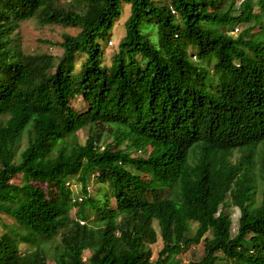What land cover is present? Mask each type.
I'll return each instance as SVG.
<instances>
[{"label": "trees", "instance_id": "16d2710c", "mask_svg": "<svg viewBox=\"0 0 264 264\" xmlns=\"http://www.w3.org/2000/svg\"><path fill=\"white\" fill-rule=\"evenodd\" d=\"M236 1L0 0V264H264V0ZM30 20L79 32L26 54Z\"/></svg>", "mask_w": 264, "mask_h": 264}, {"label": "rangeland", "instance_id": "374dc122", "mask_svg": "<svg viewBox=\"0 0 264 264\" xmlns=\"http://www.w3.org/2000/svg\"><path fill=\"white\" fill-rule=\"evenodd\" d=\"M244 0H237V5H240L241 2ZM124 8L122 12L121 18L116 21L114 29L112 30L110 37L107 40L100 41L103 51H104V57H103V63L106 66H109L111 64L112 56L118 52V46L125 36L126 28L125 23L127 19L130 16L131 13V7L129 4L123 3ZM259 11V10H257ZM245 27L239 26L235 28L233 31H231V35L234 37H237L243 31ZM264 32V27L258 28V31ZM146 31L149 35L154 37L156 35V31L154 28H147ZM229 31V29H228ZM79 31L72 28H64V27H58V26H41L39 25L35 20L26 21L24 23H21L19 30L16 32L17 34V40L19 43V46L21 50L26 54H41V53H50L56 56H60L62 54V49L58 46V44L62 41V36L66 33L76 35ZM43 41H50L52 44H45ZM194 62H198L199 59L195 58V56L192 57ZM88 137V131L83 130L78 133V139L80 143H84L85 140ZM25 141L23 143V148H25ZM16 183L24 184L26 183V180L24 177L19 176L14 180ZM70 189L77 197H82V187L76 180H73L70 182ZM98 188V185L96 184V180L93 179L92 183L89 185L88 189L91 192L92 195H95L96 190ZM114 203V202H113ZM230 203V202H228ZM222 211L225 213H228L232 217L233 221V235H235L238 231V223L240 218V210L238 208H235L231 205H228L227 207L222 208ZM15 222L13 219L0 214V236L9 232V229L7 226L14 225ZM196 228V225H194V228ZM158 235L159 230H157ZM211 235H209L210 237ZM20 245L22 246V249L25 251L28 248V245H25L24 243L20 242ZM46 249V252L49 256V260L52 262V246L46 245L44 247ZM151 249L153 251V259H157L159 252L163 249V242L161 240V237L159 235L158 241L156 244L151 246ZM90 255L89 252L85 253V257H88ZM204 257V244L201 243L200 245H191L185 251L180 254L177 259L180 262V264H189L190 262H196L200 261Z\"/></svg>", "mask_w": 264, "mask_h": 264}]
</instances>
